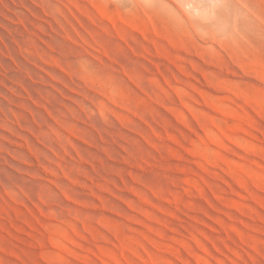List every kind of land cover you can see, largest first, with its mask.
<instances>
[{
	"label": "rangeland",
	"instance_id": "obj_1",
	"mask_svg": "<svg viewBox=\"0 0 264 264\" xmlns=\"http://www.w3.org/2000/svg\"><path fill=\"white\" fill-rule=\"evenodd\" d=\"M0 264H264V0H0Z\"/></svg>",
	"mask_w": 264,
	"mask_h": 264
}]
</instances>
